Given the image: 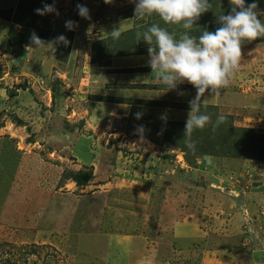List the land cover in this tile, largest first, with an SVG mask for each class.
<instances>
[{
  "label": "rangeland",
  "instance_id": "obj_1",
  "mask_svg": "<svg viewBox=\"0 0 264 264\" xmlns=\"http://www.w3.org/2000/svg\"><path fill=\"white\" fill-rule=\"evenodd\" d=\"M46 3L0 0V264H264V44L245 46L216 105L202 97L211 123L189 148L194 95L158 103L151 91L122 114L94 96L107 57L148 49L137 31L158 24L178 39L186 30L135 15L132 0H55L59 15L37 14ZM207 24L202 14L189 34ZM61 34L68 46L54 43ZM219 114L227 120L213 130Z\"/></svg>",
  "mask_w": 264,
  "mask_h": 264
},
{
  "label": "clouds",
  "instance_id": "obj_2",
  "mask_svg": "<svg viewBox=\"0 0 264 264\" xmlns=\"http://www.w3.org/2000/svg\"><path fill=\"white\" fill-rule=\"evenodd\" d=\"M112 0H104L109 4ZM135 4L134 14L144 17L156 14L168 25H179L184 30L177 39L174 33L158 24H152L144 31L136 32V40H144L148 45V60L152 73L157 81L163 83L167 90H176L183 83L191 84L196 95L189 101L190 111L184 127V137L188 147L194 148L191 136L194 130H203L211 123V117L200 113L202 97L206 92L219 94L222 88L229 85L234 72L238 69L241 59V46L245 42L255 41L264 37V22L258 18V0L246 4V0H229L230 12L220 14L216 22L220 25L215 31L204 30L199 37L189 34L201 15L210 10V0H132ZM81 18L91 19L89 9L81 3L76 5ZM35 12L39 15L55 13V0L52 4H44ZM77 22L65 21V28L74 30ZM112 38L118 40L120 28L111 32ZM30 44L39 46L42 39L33 32L29 37ZM54 43L68 46L70 41L63 34L54 38ZM182 94V93H181ZM143 113L137 112L134 118L139 120ZM167 117L161 120L166 123ZM227 117L217 115L213 130L226 122ZM145 126L137 125L134 135L142 142L145 139Z\"/></svg>",
  "mask_w": 264,
  "mask_h": 264
},
{
  "label": "crops",
  "instance_id": "obj_3",
  "mask_svg": "<svg viewBox=\"0 0 264 264\" xmlns=\"http://www.w3.org/2000/svg\"><path fill=\"white\" fill-rule=\"evenodd\" d=\"M260 13L264 15V11H259L258 15H261ZM261 44H264V41L242 44L241 55L245 46L257 51ZM135 48L130 47L128 51L117 52L102 62L103 64L100 66L102 71L100 70L99 77H102L105 81L104 91L100 93V96L96 94L94 96L99 100H103L105 106L115 107V112L122 114L127 111L128 107L132 108L137 101L153 100L150 98L151 91L158 94V99H156L158 103L159 101L165 102L163 100L165 96H174L177 91L196 95V89L188 83L178 85L176 90H167L162 82L155 79L150 66L147 64L149 58L147 49H137L138 51H136ZM204 96L209 97L207 98L208 101H214L210 105H216L219 99V97L216 98L219 96L218 94L212 95L209 92H206Z\"/></svg>",
  "mask_w": 264,
  "mask_h": 264
},
{
  "label": "trees",
  "instance_id": "obj_4",
  "mask_svg": "<svg viewBox=\"0 0 264 264\" xmlns=\"http://www.w3.org/2000/svg\"><path fill=\"white\" fill-rule=\"evenodd\" d=\"M221 2H225V4H223L224 5V9L225 10H223V9H221V5H220V3H219V1L218 2H212V4H211V6L213 7L212 9L210 8V10L209 11H207V12H205V13H203V18H204V20H205V22H207L208 24V26L206 27L207 29H208V31H211V28H210V23L212 24V23H214V22H216V21H212L211 19H213L214 18V16H215V11H218V13H224L225 11H227L228 13L230 12V7H229V0H220ZM259 1V0H258ZM253 2V0H246V4H250V3H252ZM259 11H264V0H260L259 2H258V9H257V12H259ZM212 12H214V15L213 14H211ZM213 16V17H211V16ZM219 14H216V20H217V16H218ZM217 25H219V24H217ZM220 26V25H219ZM259 41H264V37H262V38H257L255 41H252V42H245V43H243V44H246V43H253V42H259ZM89 176H86V175H84V173H80V172H77V174H75L74 176H72V179H73V181H75V183L77 184V185H84L86 182H87V178H88Z\"/></svg>",
  "mask_w": 264,
  "mask_h": 264
}]
</instances>
